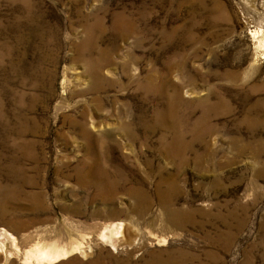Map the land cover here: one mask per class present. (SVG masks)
I'll list each match as a JSON object with an SVG mask.
<instances>
[{"label": "rangeland", "instance_id": "374dc122", "mask_svg": "<svg viewBox=\"0 0 264 264\" xmlns=\"http://www.w3.org/2000/svg\"><path fill=\"white\" fill-rule=\"evenodd\" d=\"M62 250L264 264V0H0V264Z\"/></svg>", "mask_w": 264, "mask_h": 264}, {"label": "bare ground", "instance_id": "6f19581e", "mask_svg": "<svg viewBox=\"0 0 264 264\" xmlns=\"http://www.w3.org/2000/svg\"><path fill=\"white\" fill-rule=\"evenodd\" d=\"M256 35V34H255ZM91 70V69H90ZM85 132V131H84ZM116 227V226H115ZM114 227V228H115ZM118 227V226H117ZM114 230V229H113ZM116 230V229H115ZM119 230V229H118ZM115 232H117V231H115ZM115 232H114V235H115ZM118 238V237H117ZM3 250V249H2ZM4 251V250H3ZM9 252V251H8ZM3 253V252H2ZM38 255V256H37ZM36 256H37V259H38V262H40V263H49V264H51V263H53V262H55V261H57V257H61V256H65V252H63V250L62 251H60V252H58V251H55V252H53V251H50V252H42V251H40L38 254H37ZM53 258H55L54 260H53ZM7 263V262H6Z\"/></svg>", "mask_w": 264, "mask_h": 264}]
</instances>
